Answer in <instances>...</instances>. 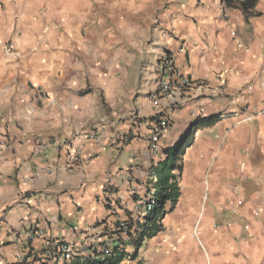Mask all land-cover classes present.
Masks as SVG:
<instances>
[{
  "label": "crops",
  "instance_id": "1",
  "mask_svg": "<svg viewBox=\"0 0 264 264\" xmlns=\"http://www.w3.org/2000/svg\"><path fill=\"white\" fill-rule=\"evenodd\" d=\"M163 55L206 88L162 95ZM198 116L220 118L138 260L264 264V0H0V264L141 220L162 149Z\"/></svg>",
  "mask_w": 264,
  "mask_h": 264
},
{
  "label": "trees",
  "instance_id": "2",
  "mask_svg": "<svg viewBox=\"0 0 264 264\" xmlns=\"http://www.w3.org/2000/svg\"><path fill=\"white\" fill-rule=\"evenodd\" d=\"M220 116L196 117L180 135L177 141L171 146L162 149L163 158L152 168L156 177L152 183L153 197L149 202L142 219L114 223L113 227L106 223V220L97 225H103L100 237L104 238L100 243L103 249L110 248V255L101 260L94 259L88 255L75 256L69 262L63 264H141L138 260L139 249L144 242L161 232L164 228L163 219L166 214L172 212L177 204L180 195L179 177L182 171L183 156L185 150L192 143L195 133L206 126L215 124ZM156 125L160 121V114L151 117ZM130 139V137L128 136ZM101 225V226H102ZM110 243V246L107 243ZM129 248V251L127 250ZM88 250L95 253L91 247ZM26 258H31V251ZM33 261L40 262L37 257ZM45 264V263H39Z\"/></svg>",
  "mask_w": 264,
  "mask_h": 264
},
{
  "label": "built area",
  "instance_id": "3",
  "mask_svg": "<svg viewBox=\"0 0 264 264\" xmlns=\"http://www.w3.org/2000/svg\"><path fill=\"white\" fill-rule=\"evenodd\" d=\"M161 66L163 69V79L158 84V91L162 95H170L174 92L182 94L184 92H189L192 89H198L202 91L206 88V85L203 82H198L194 79H191L187 76L180 74L179 69L175 65V61L172 56L163 55L161 57ZM169 118L164 115L160 118V121L152 127L151 135L149 138V147L152 152H157V143L160 139L162 133L169 127ZM122 142H128L129 138L127 135L121 137ZM152 201V198L145 204L149 208V202ZM145 206V205H144ZM101 241H91L89 244L77 245L75 243H64L58 241H49L44 244V247L41 252H31V258L37 257L40 259V262L45 264H54L58 262H69L75 256H90L94 259L101 260L106 256L110 255V248L103 249L100 245ZM108 242V241H107ZM110 246V243H107V246ZM91 247L95 249V253L89 252L88 248ZM26 259V255L18 254L16 260L18 263H23Z\"/></svg>",
  "mask_w": 264,
  "mask_h": 264
},
{
  "label": "rangeland",
  "instance_id": "4",
  "mask_svg": "<svg viewBox=\"0 0 264 264\" xmlns=\"http://www.w3.org/2000/svg\"><path fill=\"white\" fill-rule=\"evenodd\" d=\"M164 115L162 114V113H160V118H162ZM153 181V180H152ZM150 188H151V185H150ZM144 196V199H143V201H142V203L140 204L141 205V207L143 208V211H145V209H144V205H145V203H147L152 197H153V192L152 191H148L147 193H146V195H143ZM136 210H138V209H136ZM116 221V220H115ZM118 221H120V222H124V221H126V220H118ZM117 222V221H116ZM114 221L112 220V221H110L109 222V225H111L112 227H113V225H114ZM128 251H129V248L127 249Z\"/></svg>",
  "mask_w": 264,
  "mask_h": 264
}]
</instances>
